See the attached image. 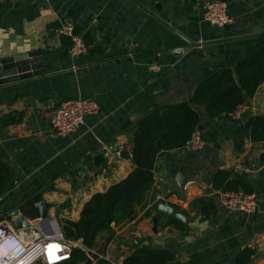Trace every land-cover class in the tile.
Returning <instances> with one entry per match:
<instances>
[{"label": "crops", "instance_id": "1", "mask_svg": "<svg viewBox=\"0 0 264 264\" xmlns=\"http://www.w3.org/2000/svg\"><path fill=\"white\" fill-rule=\"evenodd\" d=\"M207 1L0 0V60L40 50L46 69L0 86V118L25 113L21 123L0 126V159L13 170L0 199L3 220L31 199L36 206L46 202L56 223L78 221L89 201L133 172L130 140L140 120L190 101L200 78L244 57L264 32V0H224L235 20L227 27L204 19ZM66 25L90 46L87 56H70L71 47L63 45L67 36L57 32ZM76 99L97 101L100 113L88 116L77 132L57 135L54 112ZM247 106L239 121L211 119L200 110L203 149L160 154L153 188L132 219L98 234L93 250L106 259L87 257L81 264H124L140 247L173 252L170 264H236L237 254L251 248V264H264V169L255 168L264 146L241 135L238 123L264 116V84ZM106 147L119 155L96 161ZM123 150L129 159L121 157ZM219 171L250 186L259 202L255 214L223 206L212 183ZM163 204L189 222L160 213ZM151 216L158 218L157 231ZM41 225L48 230L58 223Z\"/></svg>", "mask_w": 264, "mask_h": 264}, {"label": "trees", "instance_id": "2", "mask_svg": "<svg viewBox=\"0 0 264 264\" xmlns=\"http://www.w3.org/2000/svg\"><path fill=\"white\" fill-rule=\"evenodd\" d=\"M69 40L63 37V45L68 48L71 47ZM263 84L264 32L257 36L255 44L244 57L200 78L190 101L155 110L138 122L130 140L133 172L106 193L98 194L89 201L78 221H60L63 236L68 240H82L86 247L93 248L98 234L111 230L112 224L120 225L131 220L135 207L143 204L153 188V172L158 156L185 148L201 126L200 110L211 119L227 118L239 106L248 104ZM24 116V112H11L0 118V126L6 128L19 124ZM238 123L241 135L264 146V116L251 115L245 122ZM262 159L264 161V153ZM12 176V167L0 159V199L8 192ZM212 183L214 189L220 192L252 193L249 185L233 179L226 171L217 172ZM16 207L30 220L40 217L34 200H22ZM3 219L1 217L0 222ZM254 255L253 249L245 248L237 254L235 263L251 264ZM175 259L176 255L169 250L140 247L124 260V264H170ZM86 260V252L76 247L72 249L70 259L60 264H81ZM34 264L43 263L38 261Z\"/></svg>", "mask_w": 264, "mask_h": 264}, {"label": "built area", "instance_id": "3", "mask_svg": "<svg viewBox=\"0 0 264 264\" xmlns=\"http://www.w3.org/2000/svg\"><path fill=\"white\" fill-rule=\"evenodd\" d=\"M204 19L213 26L227 27L235 23L229 12V4L224 0H210L204 4ZM58 34L67 36L71 40L69 54L72 58L85 57L90 52V46L82 36L75 33L73 26L66 25L60 28ZM0 60V68H1ZM153 70H158L154 66ZM248 106L241 105L229 117L238 121L248 110ZM101 106L95 100L76 99L65 101L54 112L51 118V128L54 133L61 136L71 135L84 125L88 116L100 113ZM205 145L201 131L196 130L185 148L190 151H199ZM119 152L106 147L104 156L114 158ZM243 171H249L245 165L240 166ZM264 169V165H263ZM223 206L229 210L240 212L245 215H253L258 210V198L251 193L231 191L219 193ZM40 218L29 220L30 228L17 229L11 220L0 222V251L8 250L5 254L0 253V264H34L41 261L43 264H60L70 259L73 248H81L87 257H96L99 260L106 259L100 256L93 248L86 247L82 240L73 241L66 239L62 231L57 233L56 228L40 229ZM38 226V227H37ZM54 234V235H51ZM54 246V248H50ZM52 257H56L52 260ZM57 261V262H56ZM56 262V263H55Z\"/></svg>", "mask_w": 264, "mask_h": 264}, {"label": "water", "instance_id": "4", "mask_svg": "<svg viewBox=\"0 0 264 264\" xmlns=\"http://www.w3.org/2000/svg\"><path fill=\"white\" fill-rule=\"evenodd\" d=\"M261 35V34H260ZM259 36V35H258ZM1 68H0V86L5 85L10 82L18 81L20 79L30 78L32 76H38L46 73L45 64L43 61L42 52L40 50L31 51L27 53H22L10 57L1 59ZM121 157L129 159L130 155L127 150L121 152ZM97 160L104 161V155H98ZM259 162L255 164L256 169L263 168L264 162L258 160ZM37 208L40 211V223L47 221H54L56 219L49 215L48 213V204L46 202H40L37 204ZM158 210L163 215H166L169 218H176L177 220L187 224L190 220L188 216H185L183 213L179 212L177 208L172 207L171 205L163 204L158 207ZM9 217L13 225L17 229L21 228H30L31 224L29 220L20 212L19 209L13 210ZM157 221L158 218L151 216L149 222L154 227V230L157 231ZM56 231L58 234L61 233V229L56 225Z\"/></svg>", "mask_w": 264, "mask_h": 264}, {"label": "bare ground", "instance_id": "5", "mask_svg": "<svg viewBox=\"0 0 264 264\" xmlns=\"http://www.w3.org/2000/svg\"><path fill=\"white\" fill-rule=\"evenodd\" d=\"M40 229L42 230V232L44 233V234H46L47 235V233L45 232V231H43V227H42V225L40 224ZM52 235H54V234H52ZM50 248H54V246H51ZM56 257H52V260L53 259H55ZM57 262V261H56ZM55 262V263H56Z\"/></svg>", "mask_w": 264, "mask_h": 264}, {"label": "clouds", "instance_id": "6", "mask_svg": "<svg viewBox=\"0 0 264 264\" xmlns=\"http://www.w3.org/2000/svg\"><path fill=\"white\" fill-rule=\"evenodd\" d=\"M7 251H8V250H2V251H0V253L3 255V254H5Z\"/></svg>", "mask_w": 264, "mask_h": 264}, {"label": "rangeland", "instance_id": "7", "mask_svg": "<svg viewBox=\"0 0 264 264\" xmlns=\"http://www.w3.org/2000/svg\"><path fill=\"white\" fill-rule=\"evenodd\" d=\"M0 218H1V216H0ZM60 221H62V222H63V221H65V220H60ZM60 221L58 220V222H57V223H58V225H59V226H60V228H61Z\"/></svg>", "mask_w": 264, "mask_h": 264}]
</instances>
